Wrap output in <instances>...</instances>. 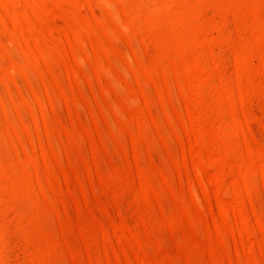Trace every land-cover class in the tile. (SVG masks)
<instances>
[{
    "label": "bare ground",
    "instance_id": "1",
    "mask_svg": "<svg viewBox=\"0 0 264 264\" xmlns=\"http://www.w3.org/2000/svg\"><path fill=\"white\" fill-rule=\"evenodd\" d=\"M0 264H264V0H0Z\"/></svg>",
    "mask_w": 264,
    "mask_h": 264
}]
</instances>
